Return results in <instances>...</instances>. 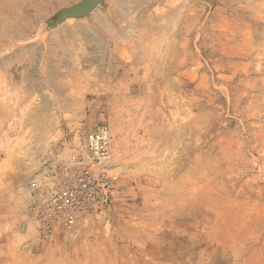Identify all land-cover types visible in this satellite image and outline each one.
I'll return each instance as SVG.
<instances>
[{"label":"rangeland","instance_id":"374dc122","mask_svg":"<svg viewBox=\"0 0 264 264\" xmlns=\"http://www.w3.org/2000/svg\"><path fill=\"white\" fill-rule=\"evenodd\" d=\"M80 1L0 0V264L169 254L167 233L139 229L143 184L179 211L189 197L264 217V0H102L54 25ZM97 125L113 198L42 238L39 186Z\"/></svg>","mask_w":264,"mask_h":264},{"label":"crops","instance_id":"0c3cea01","mask_svg":"<svg viewBox=\"0 0 264 264\" xmlns=\"http://www.w3.org/2000/svg\"><path fill=\"white\" fill-rule=\"evenodd\" d=\"M156 161L154 158L152 162L155 166ZM139 187L135 204L139 229L146 231L147 225L152 226L155 238L157 233H167L170 237L165 243L170 246V253L148 257L144 252L136 262L122 263L147 264V259L149 264H264V217L248 215L239 203V209L225 201L194 207L189 197L179 211L172 193L163 197L160 189L151 190L144 184ZM167 199L169 205L163 203ZM151 208L153 211L146 218L145 209Z\"/></svg>","mask_w":264,"mask_h":264},{"label":"built area","instance_id":"2783aa9c","mask_svg":"<svg viewBox=\"0 0 264 264\" xmlns=\"http://www.w3.org/2000/svg\"><path fill=\"white\" fill-rule=\"evenodd\" d=\"M110 155V131L97 125L86 136L81 152L42 180L41 201L34 209L40 237H50L57 224L67 226L79 213L108 206L115 192V180L107 171Z\"/></svg>","mask_w":264,"mask_h":264},{"label":"water","instance_id":"95a60500","mask_svg":"<svg viewBox=\"0 0 264 264\" xmlns=\"http://www.w3.org/2000/svg\"><path fill=\"white\" fill-rule=\"evenodd\" d=\"M102 0H81L77 4L64 8L61 10L56 22L60 23L66 18L70 17H79V16H87L92 11V9L97 6Z\"/></svg>","mask_w":264,"mask_h":264},{"label":"bare ground","instance_id":"6f19581e","mask_svg":"<svg viewBox=\"0 0 264 264\" xmlns=\"http://www.w3.org/2000/svg\"><path fill=\"white\" fill-rule=\"evenodd\" d=\"M102 23H104L105 24V26L106 27H110V25H109V22L107 21V20H104ZM88 31V33L91 35V31H89V30H87ZM58 36V35H57ZM53 38H54V36H53ZM29 125V124H28ZM92 131V130H91ZM68 162V161H67ZM108 166V165H107ZM43 179V178H42ZM41 179V180H42Z\"/></svg>","mask_w":264,"mask_h":264}]
</instances>
